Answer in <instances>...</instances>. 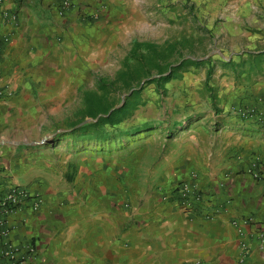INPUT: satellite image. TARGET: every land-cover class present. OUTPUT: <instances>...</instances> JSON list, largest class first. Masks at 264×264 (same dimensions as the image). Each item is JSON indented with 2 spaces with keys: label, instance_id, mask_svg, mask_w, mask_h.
Masks as SVG:
<instances>
[{
  "label": "crops",
  "instance_id": "1",
  "mask_svg": "<svg viewBox=\"0 0 264 264\" xmlns=\"http://www.w3.org/2000/svg\"><path fill=\"white\" fill-rule=\"evenodd\" d=\"M221 1L218 22L206 26L218 53L207 63L216 68L209 85L218 123L198 120L186 133L175 124L168 142L129 156L83 148L68 135L78 125H67L116 52L133 40L162 41L148 38L152 18L163 26V14L147 10L157 0H72L62 15L50 0L4 1L0 183L24 186L41 202L7 217L8 240L34 249L25 264H264V177L246 171L251 156L264 161V128L221 115L229 103L264 105V71L254 72L264 14L255 0ZM191 178L211 201L185 212L163 196ZM242 217L250 219L244 236L231 223Z\"/></svg>",
  "mask_w": 264,
  "mask_h": 264
},
{
  "label": "rangeland",
  "instance_id": "2",
  "mask_svg": "<svg viewBox=\"0 0 264 264\" xmlns=\"http://www.w3.org/2000/svg\"><path fill=\"white\" fill-rule=\"evenodd\" d=\"M255 2H257L256 12L264 14V0H255ZM223 6L224 4L221 0H162V4H159V0H157V3L153 2L147 5L148 11L151 10L150 12L156 11V13L161 12L163 14L162 27L156 25V20L153 18L149 22L152 24V29L149 31L148 38L153 41L158 40V42L162 40L156 43L161 48V51L165 53L167 50L172 51V54L161 65L170 64L175 66L184 62L183 66L178 70L180 77L167 82L164 85L165 91L162 93L161 87L156 86V83L152 82L154 78L158 77L156 71L152 70L148 77L141 79L138 85H134L131 88L139 90L140 104L137 105L131 116L117 125L116 128L120 131H129L148 124L150 125V130L135 131L132 140L124 146H121L120 141L104 144V154L112 155L121 151V154L125 156L132 154L142 155L148 150H153L162 141L168 142L170 140V137H167L168 135L176 136L178 130L173 128L175 124L180 125V128L184 129L186 133L189 125L198 120H200L198 123L203 124L215 125L218 123L220 118L213 116L216 114V109L212 110L213 108H211L212 105H210L208 98L203 97L202 91H204V87L202 86V89L199 88L200 86L197 82L202 84L206 74L207 63L211 59L217 60L218 53L213 52L212 48L214 38L212 34H208L206 26L212 25L213 27L218 22V17L224 10ZM214 17L215 20L212 24L211 19ZM126 53L127 51H121L118 57L116 52L113 65L100 68L99 77L104 78L107 82L114 80L116 73L121 69V57ZM228 71L230 73L229 69ZM215 75L216 68L213 67L211 77ZM230 75L232 76L233 74L230 73ZM188 78H191V80H188ZM116 87L118 88L105 94V100L108 103L115 104L114 107L124 101L131 90L127 91L121 88L120 82L117 83ZM86 88L89 92L96 95L103 94L97 89V83L95 82L87 85ZM78 104L79 102H77V115L70 117L72 121L67 126L76 124L80 127L84 123L93 121L90 117H84V98L80 102L82 115L78 113ZM212 111H214L213 115H211ZM221 111V115L227 121L235 118L234 120L245 125L264 128V121H262L264 120V105L254 106L229 103V105L222 107ZM189 118L192 121H189ZM164 126H168L173 132H165L162 128H159ZM146 141L149 142L144 144ZM82 147L97 150L93 143H89V145L84 143ZM65 150L70 151L68 147ZM106 150L109 152H105Z\"/></svg>",
  "mask_w": 264,
  "mask_h": 264
},
{
  "label": "trees",
  "instance_id": "3",
  "mask_svg": "<svg viewBox=\"0 0 264 264\" xmlns=\"http://www.w3.org/2000/svg\"><path fill=\"white\" fill-rule=\"evenodd\" d=\"M160 49L161 48L154 43L139 42L137 40L132 41L130 50L122 59L121 69L116 73V78L110 82H107L101 77L97 80V89L103 94L96 95L92 92L84 93V117H90L93 121L82 124L68 134L74 142L77 141L87 145L93 143V146L97 150L103 151L104 144L107 145L113 141H120L121 146H124L127 142L132 140L135 131L150 130V125L148 124L129 131H120L116 128L117 125L128 119L137 108V105L140 104L139 90H134L131 94L127 95L123 103L111 112H109V110L112 109L115 104L108 103L107 100H105V94H107L108 91L117 89L118 87H116V85L118 82L121 83V88L127 91L130 90L134 85H138L141 79L148 77L152 70H155L158 75L152 82H155L156 86L161 87L163 93L165 91L164 85L167 82L171 79L180 77V75H178V70L183 66L184 62L175 66H171L170 64L161 65L162 62L172 54V51L167 50L165 53ZM254 59V72L261 73L264 71V67L259 65L264 63V53L256 55ZM212 68L213 67L208 66L206 69L203 87L204 91L209 94L214 109V90L209 85ZM74 125L75 124L70 127ZM106 148L108 147L106 146Z\"/></svg>",
  "mask_w": 264,
  "mask_h": 264
},
{
  "label": "built area",
  "instance_id": "4",
  "mask_svg": "<svg viewBox=\"0 0 264 264\" xmlns=\"http://www.w3.org/2000/svg\"><path fill=\"white\" fill-rule=\"evenodd\" d=\"M4 1L0 0V7ZM50 1L54 4L58 15L64 14L72 6V0ZM246 171L253 178L261 179L264 177V161L258 156H251L248 159ZM0 181H2L1 176ZM163 198L176 203L185 212H190L194 208H201L211 201L207 193L199 188L195 178L180 181ZM40 203L38 195L31 194L26 187L9 182L0 183V257L4 259L5 264H25L28 256L34 253V249L30 244L23 247L16 246L8 240L10 227L7 223V217L27 204L35 211L39 208ZM249 220V218L242 217L233 219L231 223L236 227L238 233L244 236L243 227L249 223ZM242 247L241 262L247 255V245L245 242H243Z\"/></svg>",
  "mask_w": 264,
  "mask_h": 264
},
{
  "label": "water",
  "instance_id": "5",
  "mask_svg": "<svg viewBox=\"0 0 264 264\" xmlns=\"http://www.w3.org/2000/svg\"><path fill=\"white\" fill-rule=\"evenodd\" d=\"M133 90H134V89H131V90L129 91V94H131V93L133 92ZM122 103H123V101H122L119 105H117V106L113 107L112 109H110L109 112H111V111H112L113 109H115V108H118ZM109 112H108V114H109ZM99 116H102V115H99ZM99 116H98V117H99Z\"/></svg>",
  "mask_w": 264,
  "mask_h": 264
}]
</instances>
